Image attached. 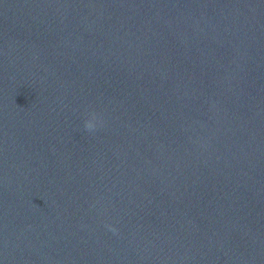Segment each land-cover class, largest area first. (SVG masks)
Returning <instances> with one entry per match:
<instances>
[{"label":"water","instance_id":"1","mask_svg":"<svg viewBox=\"0 0 264 264\" xmlns=\"http://www.w3.org/2000/svg\"><path fill=\"white\" fill-rule=\"evenodd\" d=\"M0 264H264V0H0Z\"/></svg>","mask_w":264,"mask_h":264},{"label":"clouds","instance_id":"2","mask_svg":"<svg viewBox=\"0 0 264 264\" xmlns=\"http://www.w3.org/2000/svg\"><path fill=\"white\" fill-rule=\"evenodd\" d=\"M102 126L103 118L99 113L95 111H91L88 118L84 121V128L88 132H95ZM113 231L115 230L113 229Z\"/></svg>","mask_w":264,"mask_h":264}]
</instances>
